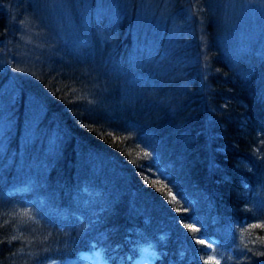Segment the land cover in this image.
Listing matches in <instances>:
<instances>
[{
	"label": "trees",
	"instance_id": "trees-1",
	"mask_svg": "<svg viewBox=\"0 0 264 264\" xmlns=\"http://www.w3.org/2000/svg\"><path fill=\"white\" fill-rule=\"evenodd\" d=\"M131 1L130 9L116 4L115 28L91 11L92 58L84 50L76 62L64 46V57L29 54L38 56L27 59L34 74L19 82L24 72L8 55L13 0H0V43L8 49L0 52V90L5 83L17 94L0 106V264L77 258L93 247L107 264H140L133 257L144 245L157 252L150 264H264V228L252 227L264 223V51L235 59L222 51L229 35H219V2L174 0L191 8L205 46L191 35L173 44L166 34L145 56ZM76 6L68 2V11ZM27 91L40 102L31 106ZM155 159L170 180L152 173ZM170 181L182 199L168 195Z\"/></svg>",
	"mask_w": 264,
	"mask_h": 264
},
{
	"label": "rangeland",
	"instance_id": "rangeland-1",
	"mask_svg": "<svg viewBox=\"0 0 264 264\" xmlns=\"http://www.w3.org/2000/svg\"><path fill=\"white\" fill-rule=\"evenodd\" d=\"M70 1L72 4H75V6L79 4V7L76 6V14L68 11L67 4ZM123 2L127 3L128 9L131 8V0H109V2L108 0H13L10 5L12 12L6 15L12 19L11 21L13 22L14 29H16V40H14L11 35L9 36L10 42L12 41V49L14 48V55L11 53L8 55L16 56L15 64L17 65V72H19V70L20 72H24L22 75L18 76L17 79L19 82L23 81L24 74L27 73V76L34 74V70L27 63V59L30 58L33 62H37L38 56L35 58L30 57L31 54L34 55L37 52H39L40 57L44 59L41 53L42 50H47L48 54L54 52L61 55L62 53L60 51L63 50L62 46H64L65 52L71 53V59L76 60V62H79L80 59L83 61L82 56L79 55L78 52L84 50H87V56H91L92 58L93 56L91 52H89L91 49H88L86 39V29L88 28L86 27L88 26L86 20L90 21L88 17L91 11H93L94 18L103 20L104 24L109 23L108 25L114 26L115 28V21L118 19L116 12L120 9L116 4ZM217 2L221 4L219 11L222 15L221 19H223V22L220 23L221 29L219 35L223 36V39L226 34L229 35V38L227 36L229 43L225 42V44H228L227 49L224 48L222 51L225 50L226 53H231L235 59L239 55L242 56V50L249 51L250 53L253 52V55L254 53H259L260 50L263 52L264 0H216V3ZM205 3H207L208 6L213 5L211 1L207 0H201L199 5H202V8H204ZM134 4L135 26L133 30L136 31L134 35V37H136L135 42L144 45L141 49L145 56H150L156 49L155 40L164 39L163 37L166 34V36L169 37L167 40L174 36V41H172L173 44L183 43L186 41L185 39H189L191 35L195 38H199L200 47L205 46L201 23L192 19V10L191 8L189 9L188 6H185V3L177 5L174 3V0H134ZM77 21L82 22L78 25L72 23ZM211 24H214L213 21L205 24L207 25V29L208 26L211 27ZM101 25L104 26L102 23ZM217 27L219 28V24H217L215 29H217ZM83 29H85L84 32L82 31ZM204 32L206 31L204 30ZM195 34L197 36H195ZM99 36L102 37L103 34L101 33ZM144 37H146L147 40H143ZM109 38L111 37L109 36ZM137 39H139L140 42H138ZM96 47L98 49L99 46ZM7 51L8 49L6 50L5 44L3 45L0 43V52L5 53ZM66 59L69 60L68 58ZM57 60L60 61L61 59ZM259 61L264 65V56L262 59H259ZM259 61L256 59L257 63H260ZM97 62L100 63V61ZM25 65H28L26 69L23 68ZM163 71L164 68L160 69V72H162L160 73V78L163 77ZM256 76L260 75L258 74ZM91 80L92 79L89 81ZM97 82H99L98 79L96 80V83ZM29 85L32 88V85ZM2 86L0 90L2 91L0 94V106L6 107L14 102L17 94L12 90L9 84L4 83ZM17 86L20 88L22 87L21 85ZM26 86H28L27 83ZM44 91L45 90H37L36 92L42 93ZM26 94L27 97L25 100H30L31 106L40 102L38 96L33 95V93L27 91ZM32 110L33 108L31 107L30 111ZM127 132L134 135L145 149L152 151L151 145L145 140V135L139 132L138 127L129 124ZM154 161L155 162L150 167L153 169L152 173L157 177L170 180L171 176L166 173V169L158 164V160L156 161L155 159ZM157 164L160 168L156 167ZM170 183L172 189H175V191L172 190L171 193L182 199L185 193L180 191V188L177 187L175 182L170 181ZM23 221V217L20 218L21 224ZM144 249H147L149 253H154V250L152 246L145 245L139 249L141 252L138 254L137 259L147 264L154 256L147 255L143 251ZM45 264H103V257L99 251L92 249L91 251H83L77 258H67L64 260L51 259Z\"/></svg>",
	"mask_w": 264,
	"mask_h": 264
},
{
	"label": "snow or ice",
	"instance_id": "snow-or-ice-1",
	"mask_svg": "<svg viewBox=\"0 0 264 264\" xmlns=\"http://www.w3.org/2000/svg\"><path fill=\"white\" fill-rule=\"evenodd\" d=\"M110 135H111V133H110ZM117 139H120V138H119V137H116V136H113V140H114V141L117 140ZM139 155H140V153H137V156H139ZM143 155H144L145 157H147V156L150 155V153H148V152L145 151V152L143 153ZM133 162L135 163V161H133ZM145 179L147 180L148 177H145ZM158 182H159V181H151V180L149 181V183H152L153 185H155V184L158 183ZM168 195L172 197V200H175V199H176V197H175L170 191H169ZM170 202H171V201H170ZM176 211L179 212L180 209H177ZM19 215H21V216H28L29 219H31V217L29 216V214H28L27 212L22 213V214H19ZM185 227L188 228V229H190V230L193 231V232H198V231H199V229L194 228L192 225H185ZM252 227H260V228H264V223H262V224H258V225H252ZM11 239L15 240V239H17V237H16V236H12ZM197 243H199V244H205L206 242H205L204 240H197ZM143 251H144L147 255H151V256H154V257L156 256L155 253H149L147 249H144ZM215 264H219V261H216Z\"/></svg>",
	"mask_w": 264,
	"mask_h": 264
},
{
	"label": "bare ground",
	"instance_id": "bare-ground-1",
	"mask_svg": "<svg viewBox=\"0 0 264 264\" xmlns=\"http://www.w3.org/2000/svg\"><path fill=\"white\" fill-rule=\"evenodd\" d=\"M202 235H203V237L205 238L206 241H208L209 238H211V237H208V236H204V234H202ZM211 240H213V239L211 238ZM208 242H209V241H208Z\"/></svg>",
	"mask_w": 264,
	"mask_h": 264
}]
</instances>
